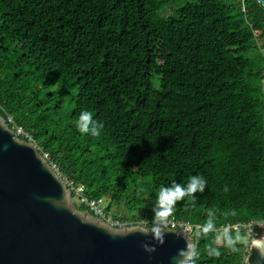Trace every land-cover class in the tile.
I'll return each mask as SVG.
<instances>
[{"label":"trees","instance_id":"16d2710c","mask_svg":"<svg viewBox=\"0 0 264 264\" xmlns=\"http://www.w3.org/2000/svg\"><path fill=\"white\" fill-rule=\"evenodd\" d=\"M85 110L99 137L77 131ZM0 116L135 226L152 228L161 186L204 176L167 219L202 226L194 264H246V231H215L264 222L257 0H0Z\"/></svg>","mask_w":264,"mask_h":264},{"label":"water","instance_id":"95a60500","mask_svg":"<svg viewBox=\"0 0 264 264\" xmlns=\"http://www.w3.org/2000/svg\"><path fill=\"white\" fill-rule=\"evenodd\" d=\"M160 228L153 239L151 228L115 229L78 210L38 146L0 116V264H174L186 241L195 252L188 233ZM254 249L246 264H264V234Z\"/></svg>","mask_w":264,"mask_h":264},{"label":"built area","instance_id":"2783aa9c","mask_svg":"<svg viewBox=\"0 0 264 264\" xmlns=\"http://www.w3.org/2000/svg\"><path fill=\"white\" fill-rule=\"evenodd\" d=\"M260 35V32L258 30L254 31V36L256 39H258ZM8 123L13 125V130L16 134L17 137L24 139L25 141L29 142H34L33 136L29 134L27 131H25L22 127L19 126H14V120L12 117L8 118ZM42 156L49 162L50 166L66 181L67 183V188L69 189L71 193V197L74 200L77 198L81 205L87 208L88 212L92 214L95 218L100 219L101 221L105 222L109 226L115 229H126L130 227H135L134 224L128 222V221H123L119 218L114 217L113 211L110 210L108 211V201L106 198L102 197L99 199H93L88 197L85 194V187L83 185L77 186L73 182L68 181V179L61 174L59 171V168L55 162L52 161L51 156L49 153L42 152ZM147 223L141 222L139 226L146 227ZM264 225V222L262 223H255V222H248V223H237L234 225H226L221 227L220 229H217L215 232L220 235L219 242L222 243L223 235L229 234L231 231H240V230H245L246 235L249 238H254L256 236V227ZM157 227H163V228H168V229H173V230H178L181 232H186L188 233L191 237L195 238L196 235L199 233V231L202 229L201 226L199 225H194L190 221L186 220H172V219H167L166 223L162 225H157ZM256 239H254L255 241ZM254 247L252 244L248 245L246 247V253L249 255L250 250H252Z\"/></svg>","mask_w":264,"mask_h":264},{"label":"clouds","instance_id":"9594fccd","mask_svg":"<svg viewBox=\"0 0 264 264\" xmlns=\"http://www.w3.org/2000/svg\"><path fill=\"white\" fill-rule=\"evenodd\" d=\"M6 123L11 129L13 128V125L9 124L8 120H6ZM103 128H104V124L100 120L94 119L90 111L85 110V111H81L78 114V120L76 122V129L80 134L90 135L91 137H99ZM34 144L37 145L36 142ZM207 183L208 182L204 176L193 175L188 178L187 184L173 182L169 186H161L159 188L155 196V203L152 207L153 219H152L151 231L153 234V239L156 238L157 233L162 232V228L157 227V225H162L166 223L167 218L173 214V211H174V208L177 202L182 201L185 197H192L194 199L195 193L197 192L203 193L205 191ZM142 191L143 189L139 190V192H142ZM144 228H147V227H144ZM194 239H195V244H196V237ZM145 250L152 251L154 249H150L148 248L147 245H145ZM194 254L195 253L193 251L192 244L186 241V249L183 250L178 255V257L175 258L174 264H194V261H193ZM247 256H248L247 258L248 260L250 255L247 254ZM247 260L245 262H247Z\"/></svg>","mask_w":264,"mask_h":264},{"label":"rangeland","instance_id":"374dc122","mask_svg":"<svg viewBox=\"0 0 264 264\" xmlns=\"http://www.w3.org/2000/svg\"><path fill=\"white\" fill-rule=\"evenodd\" d=\"M104 198L107 199L108 204L110 205V198H107V197H104ZM73 203H74L76 206H81V203H80V201H79L77 198H75V199L73 200ZM111 210L113 211V213L117 211V213H118L119 215H122V216H123L125 213L127 214L126 209L123 208V207L119 208V207L115 206V207H114L113 209H111ZM254 239H257V238H255V237H254V238H249V237H247L246 239H243L242 241H243V243L245 244V246L247 247V246L250 245V244H252V246H253Z\"/></svg>","mask_w":264,"mask_h":264}]
</instances>
